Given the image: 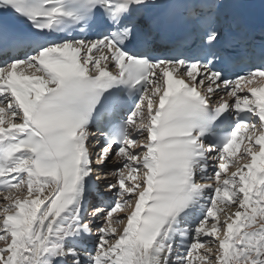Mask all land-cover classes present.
Here are the masks:
<instances>
[{"label": "snow or ice", "instance_id": "6c2138e0", "mask_svg": "<svg viewBox=\"0 0 264 264\" xmlns=\"http://www.w3.org/2000/svg\"><path fill=\"white\" fill-rule=\"evenodd\" d=\"M157 6L0 0V264H264V49L223 54L218 3L160 47Z\"/></svg>", "mask_w": 264, "mask_h": 264}, {"label": "bare ground", "instance_id": "6f19581e", "mask_svg": "<svg viewBox=\"0 0 264 264\" xmlns=\"http://www.w3.org/2000/svg\"><path fill=\"white\" fill-rule=\"evenodd\" d=\"M114 162H115V161H114ZM108 164H111V163L109 162ZM108 164H107V165H108ZM105 172H106V173H109L108 170H107V168H105ZM92 176H95V174L93 173ZM108 179H110V178H108ZM89 246H90V245H89Z\"/></svg>", "mask_w": 264, "mask_h": 264}, {"label": "rangeland", "instance_id": "374dc122", "mask_svg": "<svg viewBox=\"0 0 264 264\" xmlns=\"http://www.w3.org/2000/svg\"><path fill=\"white\" fill-rule=\"evenodd\" d=\"M110 182H114V177L112 178V180ZM0 199H2V197H0ZM122 227V226H121Z\"/></svg>", "mask_w": 264, "mask_h": 264}]
</instances>
